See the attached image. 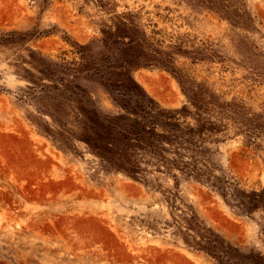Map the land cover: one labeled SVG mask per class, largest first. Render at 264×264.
Listing matches in <instances>:
<instances>
[{"label": "rangeland", "instance_id": "obj_1", "mask_svg": "<svg viewBox=\"0 0 264 264\" xmlns=\"http://www.w3.org/2000/svg\"><path fill=\"white\" fill-rule=\"evenodd\" d=\"M261 194L264 0H0V264H264Z\"/></svg>", "mask_w": 264, "mask_h": 264}, {"label": "trees", "instance_id": "obj_2", "mask_svg": "<svg viewBox=\"0 0 264 264\" xmlns=\"http://www.w3.org/2000/svg\"><path fill=\"white\" fill-rule=\"evenodd\" d=\"M191 105L198 109L196 106V99L194 97L191 99ZM141 107L146 108L142 102H139ZM183 111H175L173 115H165L164 122L155 123L151 122L147 126H144L140 129V131L136 134V137L139 139L142 147L139 148L143 153H148L152 157H154L158 164L162 165L166 170H170L172 168H177L179 164H182L183 169H187V174H194L196 179L209 181L211 177L206 172L198 170L196 165V156L199 158H203L205 150L202 148L200 141H198L199 133L202 134L204 129L200 126L192 127L189 125H185L184 122L179 123V118L176 117L177 114L183 113ZM158 116H160L158 114ZM153 120H156L155 117H150ZM199 124L200 121H197ZM158 129L161 131L158 132ZM181 151H190L194 154L190 159L192 160V164L187 163H179L176 159L168 160L164 154L172 153L180 158ZM120 169L127 173L128 175L134 177L138 175L140 168L137 164L127 163L125 166H120ZM205 173V175L198 173ZM264 196L261 194L260 197ZM256 204H252L251 207H255ZM216 246L213 248V252L211 254L218 255L215 257L219 262L222 261L221 255L224 256V251L220 249V244L215 243ZM220 246V247H218ZM224 258V257H223Z\"/></svg>", "mask_w": 264, "mask_h": 264}]
</instances>
